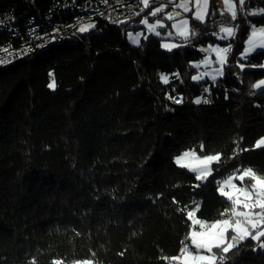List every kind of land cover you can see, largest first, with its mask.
Here are the masks:
<instances>
[{
    "label": "trees",
    "instance_id": "trees-1",
    "mask_svg": "<svg viewBox=\"0 0 264 264\" xmlns=\"http://www.w3.org/2000/svg\"><path fill=\"white\" fill-rule=\"evenodd\" d=\"M51 1L0 0V11L21 20ZM219 15L237 26L232 52L223 77L196 83L190 61L213 41ZM248 20L264 24L241 10L233 20L209 0L204 22L189 18L196 35L171 51L154 36L131 46L126 33L139 25L129 20H99L77 45L55 43L0 69V264H170L190 240L188 211L209 222L230 216L236 205L218 181L245 168L264 178V147H255L264 89L252 87L264 68L242 70L235 59ZM263 59L259 50L246 64ZM161 72L173 73L169 83ZM175 95L181 103L167 98ZM204 95L210 104L193 102ZM186 150L220 158L204 179L176 163ZM211 252L208 264H264L252 237Z\"/></svg>",
    "mask_w": 264,
    "mask_h": 264
},
{
    "label": "built area",
    "instance_id": "built-area-1",
    "mask_svg": "<svg viewBox=\"0 0 264 264\" xmlns=\"http://www.w3.org/2000/svg\"><path fill=\"white\" fill-rule=\"evenodd\" d=\"M140 8L141 0H52L42 13L21 20L11 9L0 11V69L40 54L55 43L77 45L81 43L77 30L82 25L99 20L117 25L135 18ZM220 21V15L213 20ZM173 97L180 99L181 95ZM202 98L209 101L202 105L210 104L209 96Z\"/></svg>",
    "mask_w": 264,
    "mask_h": 264
},
{
    "label": "rangeland",
    "instance_id": "rangeland-1",
    "mask_svg": "<svg viewBox=\"0 0 264 264\" xmlns=\"http://www.w3.org/2000/svg\"><path fill=\"white\" fill-rule=\"evenodd\" d=\"M152 2H153V4H151ZM180 2H181V0H178V2H177V0H159L157 2H154V1H150L149 0V4H148V7L147 8H145L144 5L142 4V8H140V10L138 12L139 14L142 13V15L140 16V18H138L136 20H133V19L129 20L131 24L139 25V27H137L135 29L128 30L127 33H126L127 39H128V33L129 32H132L133 34L135 32H141L142 33V36H141V39H140V43H141L142 39H145V37H148L149 35L156 36L155 34L149 33L147 31V28L143 24H141L140 22L143 19H147L149 23H155L157 20H161L164 23L165 27L158 28V31L161 33V35L160 36H156V37H158V39H160L159 40L160 41V44L161 43H174V44H178L180 46L185 45L186 44L185 41L182 38L176 36L175 35V29L172 28V24L175 21L174 20H167L166 19V14L167 13H172L174 11L175 12H180V16L179 17H176L175 20H179V19L183 18V19H187L188 22H189V18L190 17H194L195 18V16H194V12L196 10L195 9V0H188L189 9L191 8L190 11H188V12H190V15L187 14L188 12H183L182 9L176 8V4H178ZM161 5H165L164 11L163 12H160V13H157V15L154 18H151L152 16L150 15V13L155 8L161 7ZM238 8H239V10H238ZM238 8L236 7V11H238V13H239V11L241 10V6L239 5ZM141 9H143V11H141ZM208 9H209V0H208V6H207V13L205 15L204 21H205V19L207 17ZM218 9H219L220 12H224L220 8H218ZM244 10H245V7H243V10H241L243 14H244ZM238 13H237V15H238ZM244 16H245V14H244ZM196 20H198V19H196ZM94 23L95 22L88 23V24H93L94 25ZM223 23L224 24L222 26H231V27H233V25H234V24H232L230 22H223ZM247 25H248V21H247ZM222 26H219V27H222ZM191 27L192 26L189 24L190 31H191ZM219 27L216 28L217 34L223 35L222 33H220V28ZM251 30L250 31H247L246 38H245L244 42L247 40L248 35L250 34ZM77 32L80 33V34L82 33V32L79 31V29L77 30ZM169 32H172L173 33L172 37H168L167 36V33H169ZM196 32H197V29L195 28V32L194 33H196ZM179 39H182V40H179ZM128 41H129V39H128ZM129 43H130V41H129ZM130 45L131 46H137V45H134L132 43H130ZM259 50H263V49L257 48L253 53H255V52L259 51ZM253 53L249 54L247 56L246 60H242V62H238V63L239 64H243L244 65V68H246V67H254V66L255 67H259L260 65L264 64V59L260 63H257V64L256 63L246 64V61L249 59V57ZM204 58H205V55H203V53H202L201 57L198 60H191L190 61V65L192 66V64L194 62H199V61H201ZM212 61H213V63L210 66V68H214V67L217 68V69L218 68H221V65H217V66L216 65H213V64H215L216 60H213L212 59ZM224 66H225V64L222 66L223 74H224ZM194 69H195V73L193 75H197L198 72H202V71L205 70V68L203 66L200 69H196V68H194ZM161 73L167 75L169 77V80H170L171 77H170V74L169 73H165V72H161ZM161 73H159V77H160V74ZM221 77H223V75ZM53 79H54L53 78V75H51L50 76L49 83H52L53 82ZM262 79H264V77L261 78V79L256 80L254 82V84L257 81L262 80ZM206 80L207 81H213V80L209 79L208 77H205L203 80L194 81V82H196V83H202V82H204ZM216 80H218V79H216ZM205 89L206 88H204V90ZM260 89H264V87H262ZM51 90H54V89H51ZM255 90H259V89H255ZM207 95H209V94H207ZM262 138H264V136H262L261 139ZM184 153H188L189 155L183 157V159H181L179 162H177V157H181ZM219 156H220V154H218V153L217 154H210V155H204V156H202V155H198L194 150H186V151L182 152L180 155L176 156L175 157V161H176L177 164L185 166L188 170H190L189 165L191 166V169H195V168L198 167L201 170L199 176H198V173L196 171H194V170H190V171L194 172L198 177L205 179L211 173V171H212L211 170V164L214 163V162H217ZM235 180H236V178H235ZM235 180H234V178H231V179L227 180V182H226L225 185L230 186L233 189L232 192H236V191L237 192H240V190H238V185H237V184H239V182L236 181L237 182V184H236L235 183ZM240 186H243L246 189V195L248 193H252V192H250L248 190V189H250V187H246V186L241 185V184H240ZM219 187H220V190H219L220 191V194H222V195L225 194V192L223 191V189L225 187L224 184H221L220 183L219 184ZM243 187H241V188H243ZM259 193L261 195L264 194V192L262 190H259ZM261 195H259L258 193L256 194V196L259 197L257 199V201H259V200H263L264 201V196H261ZM260 196H261V198H260ZM256 210H258V209H253V212H256ZM187 214H188V216L190 217V219L192 221V230L190 232V240L188 242H186V244L184 245L181 253L179 255L170 257L168 259V262L170 264H208L210 262L208 260L207 254L205 253L207 251V249H204V250L202 249L204 251L203 253L205 254L204 255V258L206 259L205 261H202L200 259L197 260V258H196L197 257L196 256L197 251L199 249H201L202 247L204 248V244L203 243H204V238L206 237V234L207 233H196V232H198V230L196 231V227H199L198 225H196V223H197V221H200L201 219H199V218H197L195 216V211H193V210L188 211ZM201 221H204V223L206 222L205 220H201ZM252 226H253V228L252 227H249V228H247L248 230L246 231V233H248L250 235H246L245 233H240V237H237V238H243V237H246V236H250V237L260 236V233L264 230V223H261V224H258V225H257V223H255ZM224 234H227V233H224ZM223 241H222V239L221 240H216V238H214V240L209 241V243L211 244L212 242H214L213 243V246L216 247V246H218V244L222 243ZM70 264H100V263H94L91 260H86L85 259V260H77V261L71 262Z\"/></svg>",
    "mask_w": 264,
    "mask_h": 264
},
{
    "label": "snow or ice",
    "instance_id": "snow-or-ice-1",
    "mask_svg": "<svg viewBox=\"0 0 264 264\" xmlns=\"http://www.w3.org/2000/svg\"><path fill=\"white\" fill-rule=\"evenodd\" d=\"M142 4L144 5L145 8L148 7L149 0H141ZM225 8L228 13L231 14V17L233 20L236 19L237 16V11H236V5L233 3V0H224ZM239 4L241 6V10H243V6L245 4V0H239ZM207 6H208V0H195V12L194 16L196 19L200 20L201 22L204 21L205 15L207 13ZM165 5H161V7L155 8L150 15L151 16H156L157 13L163 12L164 11ZM176 8L182 9L183 12H188L189 11V5H188V0H181L180 3L176 4ZM143 11V9H141ZM264 13V8L254 10L250 12V15H259ZM139 15V13H137ZM180 16V12H172V13H167L166 14V19L167 20H174L175 22L172 24V28L175 29V35L182 38L185 43L189 42L190 36H195L196 33L191 32L189 29V22L187 19H179L175 20L176 17ZM143 24L149 33L155 34L156 36H160L161 33L158 31V28H163L165 27L164 23L161 20H157L155 23H149L147 19H143L140 22ZM94 27L93 24H86L82 25L79 28L80 32H85L88 29ZM220 33L223 35H219L217 33H213L219 40H228L229 38H234L236 35V30L234 27L231 26H222L220 27ZM173 33L169 32L167 33L168 37H172ZM142 33L141 32H135L134 34L132 32L128 33V39L130 43L134 45H139L140 44V39H141ZM147 39V37H145ZM180 45L174 44V43H161V47L165 48L168 51H171L175 47H179ZM257 48L264 49V28L261 29H256L255 27L252 28L250 34L248 35L247 40L245 41V46L243 48V52L240 54V59H246L247 56L251 53H253ZM28 50H25V54ZM200 51L206 52L209 55L212 53L215 54L216 57V62L221 65V68H212L210 69V66L212 65L213 61L209 59V56H205L204 59H202L199 62H195L192 64V67L196 69H200L202 66L205 68L204 71L198 72L197 75H193L191 78L193 81H200L203 80L205 77H209L211 80L215 81L218 76L223 75V70L222 66L228 62V55L232 52V44L229 43L227 46L220 47V46H212L209 45L207 48H201ZM9 61H4V63H7ZM241 69L243 70L244 65L240 64ZM255 67V66H254ZM259 67L264 68V64L260 65ZM210 69V70H209ZM50 76L52 75L51 73L49 74ZM176 77L179 79V73L175 74ZM160 80L164 84L169 83V77L163 73L160 74ZM48 87L50 89L55 88V82L53 79L52 83L48 84ZM255 89H260L264 87V79L257 81L253 86ZM207 91V89H205ZM168 99H171L174 103H181L182 98L177 99L175 97H167ZM195 104L199 105L201 103H209L207 99H204L202 97H196L193 101ZM264 146V138L259 139L255 143L256 148H260ZM189 155L188 153H184L181 157H177V162H179L183 157ZM190 170H194L198 173V176L200 174V169L197 167L195 169H191V166L189 165ZM206 174V173H205ZM248 175H251L253 179H256V177L249 172ZM257 183L260 184L262 187H264V181H259L257 180ZM246 235H250L246 233ZM261 237H264V232L260 234V236L252 237L254 239L259 247L264 248V240L261 239Z\"/></svg>",
    "mask_w": 264,
    "mask_h": 264
},
{
    "label": "crops",
    "instance_id": "crops-1",
    "mask_svg": "<svg viewBox=\"0 0 264 264\" xmlns=\"http://www.w3.org/2000/svg\"><path fill=\"white\" fill-rule=\"evenodd\" d=\"M150 1L157 2L159 0H150ZM177 2H178V0H177ZM233 3L236 5L237 8L240 5L239 0H233ZM151 4H153V2ZM215 4L218 8H220L221 10H223L225 12V15L232 18L231 14L228 13L226 8H225L224 0H215ZM245 4H246V6H245L244 14L248 19L254 18V17L264 16V13L259 14V15H250L249 14L250 12H252L254 10L264 8V1H262V0H245ZM141 8H142V2H141ZM190 9H189V11H190ZM238 10H239V8H238ZM237 13H238V11H237ZM223 24L224 23L222 21L217 22V28L219 26H222ZM233 27L235 28V30L237 29V27L235 25H233ZM253 27H255L256 29H261V28H264V24H255L252 21L248 20V31H250ZM191 32H195V31H191ZM214 32L217 33V30H214L212 32V36L214 38L213 41L208 42L205 45L198 46L199 50L201 48H207L209 45H212V46L218 45L220 47H224L230 43V40L232 38H229L228 40H219V39H217V37L215 35H213ZM150 36H154V35H149L148 37H150ZM154 37H156V36H154ZM179 40H182V39H179ZM244 46H245V42H244ZM242 52H243V49H242ZM242 52L237 54V56L235 58L236 62H242V59H240V54ZM201 53H203V55H205V56H209V59H211V60L212 59L216 60L214 53H212L211 55H209L206 52H202V51H201ZM243 60H246V59H243ZM213 65L217 66L220 64L215 62V64H213ZM210 69H212V68H210ZM172 75H173V73L170 74V77H172ZM220 77L221 76H218L216 79H219ZM205 88L207 89V91L204 90L205 93H208V87L205 86ZM198 97H200V96H198ZM259 139H261V137ZM262 147H264V146H262ZM219 158H220V156H219ZM219 158H218V160H219ZM249 172H251L256 177V179H254V182L252 183V185L249 186L250 189H248L252 193H248L246 195V189L243 186H240V184H237L236 181L239 182L244 177H252L251 175H248ZM231 178H234V180L236 178L235 183L238 185V190H240V192H237V191L232 192L233 189L230 186L225 185L227 180H229ZM257 180L264 181V178H260V177L256 176L251 168H245L242 171H236L232 174H229L224 179L218 181V186L220 183L224 184V186H225L223 189L225 194H223V195L221 194V195L232 199L234 201L236 207H235V210L231 213V215L226 217V218H222V219H218V220L210 221V222L206 221L205 223H204V221H201V220L197 221L196 225H198L199 227H196V231L198 230V232H196V233H207L206 237L204 238V243H203L204 248L202 247L196 253L197 260H199V259L202 261L206 260L204 258L205 254L203 253L204 252L203 250L207 249V251L205 253L207 254L209 262L212 263L215 261L216 255L211 252L212 248L214 247L213 246L214 242H212L211 244L209 243V241L214 240V238H216V240H221V239H222V241L224 240L222 243L218 244V246L222 245V244H227V246H231L233 244V239H244V238L250 237V236H246L243 238H237V237H240V233L246 234V231L248 230L247 228H249V227L253 228L252 225L255 223H257V225L264 223V219H263L264 218V203H263L264 201L263 200L257 201V199L259 197L256 196L257 193L259 195H261L259 193V190H262L264 192V187H262L260 184H258ZM241 187H243V188H241ZM219 190H220V187H219ZM261 196H264V194H262ZM261 196H260V198H261ZM253 209H258V210H256V212H253ZM228 231H230V233H232L230 238L227 237V234H224V233H227ZM262 232H264V230Z\"/></svg>",
    "mask_w": 264,
    "mask_h": 264
}]
</instances>
